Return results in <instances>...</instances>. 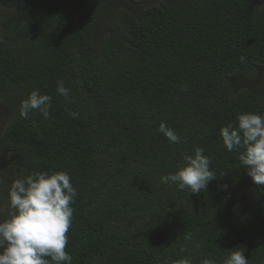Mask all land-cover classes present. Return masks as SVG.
<instances>
[{
	"label": "trees",
	"instance_id": "trees-1",
	"mask_svg": "<svg viewBox=\"0 0 264 264\" xmlns=\"http://www.w3.org/2000/svg\"><path fill=\"white\" fill-rule=\"evenodd\" d=\"M261 72L264 0H0V220L14 180L64 171L72 264H224L237 250L264 264V186L220 135L238 114L264 115L249 86ZM37 88L50 118L25 120ZM197 147L216 172L207 189L163 183Z\"/></svg>",
	"mask_w": 264,
	"mask_h": 264
},
{
	"label": "clouds",
	"instance_id": "clouds-1",
	"mask_svg": "<svg viewBox=\"0 0 264 264\" xmlns=\"http://www.w3.org/2000/svg\"><path fill=\"white\" fill-rule=\"evenodd\" d=\"M240 62L245 63L246 58L241 56ZM56 92L70 101L71 90L63 79L57 81ZM52 100L51 95L34 89L21 100L19 115L27 120L38 111L44 119H49ZM66 111L74 119L79 116L75 111ZM237 120L236 126L229 123L221 128L223 144L229 152H239V160L252 181L264 186V115L246 112L238 114ZM157 131L170 143H181L180 136L165 122L160 123ZM211 163L212 158L197 147L193 155L184 157L179 170L163 176L162 182L198 195L216 179ZM70 181V175L64 171H43L11 183L9 206L12 211L8 218L0 220V264H72L73 257L66 246L77 190ZM3 184L4 179L0 177V185ZM176 264H190V261L185 258ZM202 264H215V261L205 259ZM224 264H249V261L244 252L237 250L230 253Z\"/></svg>",
	"mask_w": 264,
	"mask_h": 264
},
{
	"label": "rangeland",
	"instance_id": "rangeland-1",
	"mask_svg": "<svg viewBox=\"0 0 264 264\" xmlns=\"http://www.w3.org/2000/svg\"><path fill=\"white\" fill-rule=\"evenodd\" d=\"M256 1L259 2L260 0H256ZM249 86L252 87L254 91H257L264 97V72H261L258 79H255V81L250 83ZM3 110L4 109L0 107V116L3 114ZM246 190L247 192L250 191V185L247 186ZM246 196L249 197L248 195ZM3 209H6L9 213H11L12 211L11 208L9 207V204L7 207H3Z\"/></svg>",
	"mask_w": 264,
	"mask_h": 264
}]
</instances>
